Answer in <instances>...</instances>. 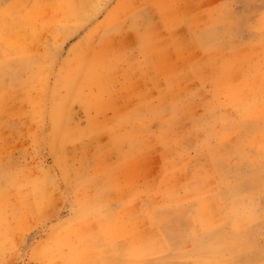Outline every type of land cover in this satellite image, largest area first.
<instances>
[{
	"label": "rangeland",
	"instance_id": "374dc122",
	"mask_svg": "<svg viewBox=\"0 0 264 264\" xmlns=\"http://www.w3.org/2000/svg\"><path fill=\"white\" fill-rule=\"evenodd\" d=\"M0 264H264V0H0Z\"/></svg>",
	"mask_w": 264,
	"mask_h": 264
},
{
	"label": "bare ground",
	"instance_id": "6f19581e",
	"mask_svg": "<svg viewBox=\"0 0 264 264\" xmlns=\"http://www.w3.org/2000/svg\"><path fill=\"white\" fill-rule=\"evenodd\" d=\"M187 40H188V39H187ZM187 40H186V41H187ZM195 191H196V190H195ZM240 261H241V260H240Z\"/></svg>",
	"mask_w": 264,
	"mask_h": 264
}]
</instances>
